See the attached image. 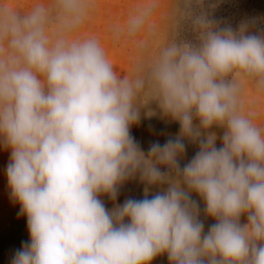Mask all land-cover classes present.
Instances as JSON below:
<instances>
[{
    "label": "clouds",
    "instance_id": "1",
    "mask_svg": "<svg viewBox=\"0 0 264 264\" xmlns=\"http://www.w3.org/2000/svg\"><path fill=\"white\" fill-rule=\"evenodd\" d=\"M184 4L196 41L159 44L146 62L156 4L112 26V43L135 54L121 74L83 33L90 0L26 10L0 0V138L31 236L12 264H150L165 253L171 264H264V31L221 26L205 0ZM152 102L180 131L145 152L130 128ZM185 140L198 151L181 166ZM137 176L143 199L109 210L98 198L115 201ZM192 192L215 220L207 232Z\"/></svg>",
    "mask_w": 264,
    "mask_h": 264
},
{
    "label": "rangeland",
    "instance_id": "2",
    "mask_svg": "<svg viewBox=\"0 0 264 264\" xmlns=\"http://www.w3.org/2000/svg\"><path fill=\"white\" fill-rule=\"evenodd\" d=\"M8 2L18 9L26 10L31 7L33 0H8ZM90 3L92 7L83 33L96 34L102 39L115 61L116 70L121 74H127L130 71L133 63L132 58L135 54L132 52L131 45L123 43L114 45L112 43V26L122 24L149 3L156 4L154 22L157 35L149 41L147 51L142 54L143 61H147L157 45L172 39L196 41V33L192 30L190 23L180 17V13L185 8L184 0H90ZM209 4H215V7L210 8ZM204 7L209 12L210 18L221 26L230 25L234 29H238L246 21H255L256 29L264 31V0H205ZM212 130L216 131L218 136L223 132V129L219 128ZM179 131V123L165 116L154 102L141 108L140 122L130 128L131 135L145 152L152 143L163 144L167 139L174 138ZM220 143L218 140V147ZM185 144L186 152L180 160L181 166L198 151V145L187 140H185ZM11 151V148L5 146L3 139L0 138V243L4 242L9 249L10 242L20 244L25 240H31L27 215L21 212L22 206L13 197L7 179L6 168L11 162ZM145 187L146 185L139 180L138 176L128 179L119 186L117 199L107 202L105 207L111 210L116 204H123L126 199H143ZM157 191H160L159 186H151L149 198ZM191 197L199 202L200 219L203 220L205 232H207L215 220L204 215V201L196 192H192ZM104 198L106 202L107 197ZM241 222H246V217H242ZM0 259H6L1 248ZM12 261L13 259H8L6 264H12ZM150 264H171V262L165 253L155 257Z\"/></svg>",
    "mask_w": 264,
    "mask_h": 264
},
{
    "label": "bare ground",
    "instance_id": "3",
    "mask_svg": "<svg viewBox=\"0 0 264 264\" xmlns=\"http://www.w3.org/2000/svg\"><path fill=\"white\" fill-rule=\"evenodd\" d=\"M104 197H107L106 202H105V198ZM98 198H100L102 200V202L105 204V206L107 205V202L113 201L109 197V195L106 194V193L98 194ZM118 204H121V203H118ZM30 241L31 240H25V241H23L20 244H18L16 242H10V249L8 248V246L4 242L0 243V248L3 250V252L5 253V256H6V259H0V264H6L8 259L12 260L14 258V255H15L16 251L22 249V246L25 243H30Z\"/></svg>",
    "mask_w": 264,
    "mask_h": 264
}]
</instances>
